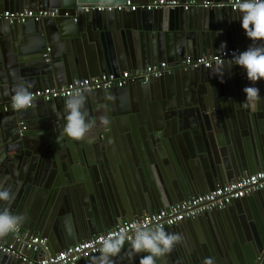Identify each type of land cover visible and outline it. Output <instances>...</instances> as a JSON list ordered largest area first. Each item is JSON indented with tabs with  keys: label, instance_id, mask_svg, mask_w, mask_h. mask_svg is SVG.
<instances>
[{
	"label": "water",
	"instance_id": "1",
	"mask_svg": "<svg viewBox=\"0 0 264 264\" xmlns=\"http://www.w3.org/2000/svg\"><path fill=\"white\" fill-rule=\"evenodd\" d=\"M125 1L0 0V14L50 9L75 17L81 5ZM240 14L192 9L79 13L76 23L73 18L0 19V99L6 102L18 81L30 84L33 94L162 62L172 69L150 83L86 93L87 117L96 122L91 142L59 135L66 99L37 100L31 108L0 114V188L12 194L0 206L24 217L20 230L38 232L62 250L233 178L263 171V145L256 139L264 128V81L255 85L258 98L244 102L243 88L250 82L235 64L185 72L175 63L179 57L184 61L248 48L251 41L240 26ZM184 86L189 96L181 92ZM189 112L202 118L199 130L188 126ZM100 117L109 123L101 126ZM246 198L261 211L249 212L244 204L235 226L228 218L232 208H226L166 229L182 241L156 264H204L209 257L214 264H264L259 221L264 222V190ZM128 245L114 264H140L145 253L134 254ZM93 258L77 264H93ZM13 259L0 254V264Z\"/></svg>",
	"mask_w": 264,
	"mask_h": 264
},
{
	"label": "built area",
	"instance_id": "2",
	"mask_svg": "<svg viewBox=\"0 0 264 264\" xmlns=\"http://www.w3.org/2000/svg\"><path fill=\"white\" fill-rule=\"evenodd\" d=\"M240 0H230L228 2L211 1H186L177 0H155L150 3L139 4L133 0H126L120 4H91L81 5L76 9V16L71 17L69 11L59 12V10H23V11H5L0 14V19L7 20L10 23H22L27 20L40 22L46 19H69L73 18L76 23L79 13H136L138 11L156 12L161 10H182L188 12L192 9L202 10H222L230 9L238 11ZM247 49V48H246ZM242 47H235L223 50L214 55L200 56L197 58H187L177 67L181 71H193L199 69H210L215 66L225 64H234L232 57L239 51L246 50ZM50 49H47L45 57L48 56ZM172 73L168 63H160L155 66H149L143 71H126L120 75L103 74L95 78H85L73 80L71 83L61 88H43L33 93V103L37 100L45 102L67 99L76 90L91 93L96 91H108L112 89H123L130 82L150 83L161 79ZM30 105L28 108H31ZM9 102L0 100V114L16 112ZM25 129V127H23ZM264 190V170L252 175L244 176L224 185L217 186L213 191L205 194L192 196L184 201L175 204L169 208L159 210L152 214L143 215L130 222L118 225L108 232L91 237L90 239L68 247L56 254L48 253V241L39 235L20 233V228L10 231L13 234L11 243L0 241V254L16 256L21 264H77L79 261L96 257L100 254V247L105 238H115L123 236V246L128 245L133 238L135 230L143 226L149 230L156 227L164 230L172 228L187 220H193L206 213L213 211H222L228 208L233 202L245 199L247 196ZM16 245H18L16 247ZM25 246L33 254L41 255V258L32 259L19 255V246Z\"/></svg>",
	"mask_w": 264,
	"mask_h": 264
},
{
	"label": "clouds",
	"instance_id": "3",
	"mask_svg": "<svg viewBox=\"0 0 264 264\" xmlns=\"http://www.w3.org/2000/svg\"><path fill=\"white\" fill-rule=\"evenodd\" d=\"M239 23L246 37L251 41L249 47L239 51L232 57L235 66L244 70L250 86L243 88L245 101L258 98L259 89L255 86L258 81H264V0H240ZM30 84L18 81L11 89V106L15 110H23L33 103ZM86 94L76 90L64 101V124L59 133L71 140H88L89 133L96 122L87 117L85 111ZM106 117H100L99 124L106 126ZM12 194L8 188H0V202H8ZM24 221V217L12 213L7 207L0 206V233L14 231ZM123 236L105 238L100 247V254L93 258V264H114L113 258L119 255L123 247ZM182 241L178 233L165 231L156 227L149 230L138 227L129 241V249L134 254L145 253L140 257V264H156L158 258L170 252L175 244ZM204 264H214L213 258H205Z\"/></svg>",
	"mask_w": 264,
	"mask_h": 264
},
{
	"label": "crops",
	"instance_id": "4",
	"mask_svg": "<svg viewBox=\"0 0 264 264\" xmlns=\"http://www.w3.org/2000/svg\"><path fill=\"white\" fill-rule=\"evenodd\" d=\"M177 1H180V2H186V1H191V0H177ZM195 1H199V2H202V1H211V2H214L215 0H195ZM135 3H138V2H136V0H135ZM139 3H141V4H145V2H139ZM29 10V9H28ZM30 10H33V9H30ZM6 11H10V10H6ZM231 11V10H230ZM239 11V10H238ZM231 12H237V11H231ZM237 47H242V46H237ZM49 48H51V47H48L47 49H49ZM243 48V47H242ZM47 49L45 50V52L44 53H46L47 52ZM52 49V48H51ZM208 55H212V54H210V53H208V54H204V55H202V56H208ZM187 58H193L192 56H187ZM178 61L177 62H175V63H177V64H180V63H182L183 62V60H182V58L181 57H179L178 59H177ZM163 63V62H162ZM166 63V62H165ZM126 71H130V70H124V71H122V73L123 72H126ZM115 74V73H114ZM119 74V73H118ZM100 75H103V74H100ZM99 75V76H100ZM96 77H98V76H96ZM63 86H66V84H64ZM63 86H61V87H63ZM49 88H53V87H49ZM193 99H194V97H193ZM1 101H3V102H6V101H4V100H2V99H0ZM7 102H9V101H7ZM187 122H188V126H190L191 128H194V129H198L199 128V126H200V122H201V119L202 118H200V116H198L197 114H196V112H189L188 114H187ZM199 130V129H198ZM263 135H264V128L262 129V130H260V137H259V139H256V142L258 143V142H260V143H262V145H263V151H264V138L262 139V137H263ZM183 146H184V144H182ZM191 155L192 156H195V151L194 150H192V152H191ZM197 160V159H196ZM244 176H247V175H244ZM243 176V177H244ZM239 178H242V177H239ZM236 179H238V178H236ZM235 180V178H233L232 179V181H234ZM230 181V180H229ZM229 183V182H228ZM234 204V205H233ZM232 205H230L227 209H230V208H232L231 210H229L228 212H229V216H228V218L230 219V222H232L231 224H233V226H235V223L238 221L237 219H241V218H243V215L240 217L239 215H237V212H239V210H242V208H243V206H244V204L248 207L247 209L249 210V212H251V210H253L254 211V213L256 214V213H258V211H261V208H260V205L258 204V203H256V202H251V203H249L248 202V199L247 198H245L244 199V203H233ZM166 209V208H165ZM154 213V212H153ZM147 214H151V213H145L144 215H147ZM237 215V216H236ZM259 221H260V225L264 228V225H263V221L259 218ZM70 224L67 222V226H69ZM70 227V226H69ZM20 233L22 234V235H24V234H31V233H29V232H27V231H23V230H20ZM31 235H39V236H41L38 232H34L33 234H31ZM42 237V236H41ZM4 238H5V241H3L4 240ZM90 239V238H89ZM88 240V239H87ZM0 241H2V242H4V243H11L12 241H13V234H12V232H7V233H0ZM48 241V240H47ZM79 243H81V242H79ZM122 248H124L125 250H126V252H127V246L125 245V246H123ZM58 249H60V248H58V247H54V246H51V244L48 242V253L49 254H56V253H58V252H60V251H62V250H64V249H62V250H58ZM18 251H19V255H23V256H26V257H30V258H32V259H37V258H41L42 257V254L41 255H36V254H33V253H30L29 255H28V250L26 249V247L25 246H22V245H20L19 246V248H18ZM14 257V259L9 263V264H21L20 262H19V258L18 257H16V256H13ZM16 259V260H15Z\"/></svg>",
	"mask_w": 264,
	"mask_h": 264
},
{
	"label": "flooded vegetation",
	"instance_id": "5",
	"mask_svg": "<svg viewBox=\"0 0 264 264\" xmlns=\"http://www.w3.org/2000/svg\"><path fill=\"white\" fill-rule=\"evenodd\" d=\"M163 78V77H162ZM180 89L182 90L181 92H184L187 96H189L187 93H186V88L185 86L184 87H180ZM113 90V89H112Z\"/></svg>",
	"mask_w": 264,
	"mask_h": 264
}]
</instances>
